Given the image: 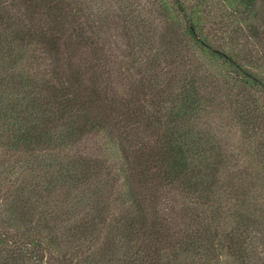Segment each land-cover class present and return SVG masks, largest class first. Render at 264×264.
<instances>
[{
	"label": "trees",
	"instance_id": "trees-1",
	"mask_svg": "<svg viewBox=\"0 0 264 264\" xmlns=\"http://www.w3.org/2000/svg\"><path fill=\"white\" fill-rule=\"evenodd\" d=\"M212 1L127 66L88 0H0V264H264V0Z\"/></svg>",
	"mask_w": 264,
	"mask_h": 264
},
{
	"label": "rangeland",
	"instance_id": "rangeland-1",
	"mask_svg": "<svg viewBox=\"0 0 264 264\" xmlns=\"http://www.w3.org/2000/svg\"><path fill=\"white\" fill-rule=\"evenodd\" d=\"M89 4H92L93 11L96 13V24H101V29H106L107 33L106 35L109 38V44L111 47V50L114 55L117 56V60H121L122 62H125L127 66L130 65V56L129 51L132 45V43L139 42L137 38H135V35L137 33H141L144 36L152 35L153 31H155L154 27L157 24L156 20V13H155V0H88ZM220 5H218L217 0H213L211 4V13H210V19L211 21H214L215 24H213V27H219L220 24H216L219 17V12L215 13L217 9H219ZM221 9V7H220ZM221 11V10H220ZM215 17L213 18V16ZM209 19V20H210ZM138 26V29H137ZM156 28V29H157ZM230 27L224 26L223 34L226 36L228 33ZM214 30V29H213ZM149 31L151 33H149ZM221 31V30H220ZM131 35H134V38H130ZM152 44H146L141 45L142 48L147 51L144 52L148 54L150 50L156 51L158 48V42L154 41ZM156 40V39H155ZM253 45L254 48L262 50L264 49V44L254 42ZM140 46H137L135 50H138ZM143 53L142 57H139V65L144 66L143 64L147 62V59H145V54ZM138 65V64H137ZM139 68V67H138ZM130 73L133 72V76L136 74L133 69L129 70ZM132 75V74H131ZM216 120H218L216 118ZM225 125L223 126V131L226 133L229 131V134L232 138L230 142L235 141L236 135L235 128L232 126L231 122L228 121V119L225 120ZM219 128V127H218ZM217 128V129H218ZM235 136V137H234ZM92 144V142H91ZM252 158L247 153L244 155L239 156V162L245 161L246 163L250 164V168H252L251 161ZM258 198V197H257ZM259 249H262L261 246H259Z\"/></svg>",
	"mask_w": 264,
	"mask_h": 264
}]
</instances>
